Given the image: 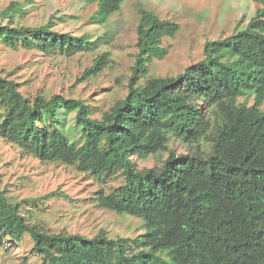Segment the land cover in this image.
<instances>
[{
  "label": "trees",
  "instance_id": "1",
  "mask_svg": "<svg viewBox=\"0 0 264 264\" xmlns=\"http://www.w3.org/2000/svg\"><path fill=\"white\" fill-rule=\"evenodd\" d=\"M89 1L104 23L125 0ZM253 1L244 27L207 39L201 59L164 77L148 76L149 64L167 56L164 38L180 24L141 8L128 92L100 118L83 98L28 97L0 69V137L100 182L122 179L110 192L99 190V205L141 217L145 229L135 237L51 232L0 189V245L29 235L40 264H264V0ZM19 10H0V42L11 49L73 56L99 46L56 30L52 20L17 23ZM108 61V53L98 55L83 75L96 76ZM250 96L252 105L239 102ZM173 139L189 149H171ZM160 152H168L161 165L138 168L135 158Z\"/></svg>",
  "mask_w": 264,
  "mask_h": 264
},
{
  "label": "rangeland",
  "instance_id": "2",
  "mask_svg": "<svg viewBox=\"0 0 264 264\" xmlns=\"http://www.w3.org/2000/svg\"><path fill=\"white\" fill-rule=\"evenodd\" d=\"M11 4L20 5V10L15 11L17 23L39 26L52 20L56 30L88 35L99 42L96 50L73 56L46 55L35 49L14 50L0 42V69L19 82L26 96L33 98L40 93L49 97L60 93L69 98H83L93 106L96 118L128 92L138 53L141 8L180 24L175 36L164 38L167 56L149 64L148 76L163 77L177 75L201 59L207 39L235 33L249 22L257 8L253 0H125L119 11L100 23L94 19L98 4L89 0H0V10ZM103 53L109 54L105 68L96 76L85 78V69ZM239 102L252 105L254 97H241ZM169 146L178 153L189 149L177 139L171 140ZM167 156L168 152H160L137 157L135 162L139 169L154 167L161 165ZM121 184L122 179L100 182L74 165L42 162L0 137V189L13 202H21L32 221L51 232L90 237L100 231L110 237H135L143 233L141 217L99 205V190L110 192ZM53 191L63 195L43 197ZM31 249L29 235L20 244L6 240L0 245V264H40V258Z\"/></svg>",
  "mask_w": 264,
  "mask_h": 264
}]
</instances>
